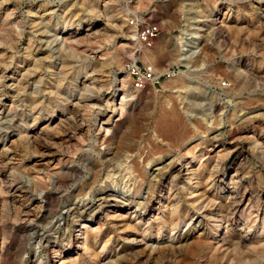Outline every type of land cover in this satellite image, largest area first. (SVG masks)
I'll return each mask as SVG.
<instances>
[{
	"label": "rangeland",
	"instance_id": "obj_1",
	"mask_svg": "<svg viewBox=\"0 0 264 264\" xmlns=\"http://www.w3.org/2000/svg\"><path fill=\"white\" fill-rule=\"evenodd\" d=\"M3 1L0 0V3ZM3 5L5 9H8V13L14 11L9 21L13 28L24 19L27 6L30 9L42 7V10L57 8L61 5L64 7L73 5V17L71 18L73 27L66 30V35L77 31L80 27L82 29L83 26L86 28L87 25L92 24V33L80 30L78 37L83 42L90 34H95L94 36L97 38L94 39L95 41H91L93 43L84 42L82 49L70 52L74 61H80L75 63L74 70L76 73H80V77L77 81L75 78L68 79L62 90L63 94L68 90L77 94L87 93L94 100L96 99V105L92 109L93 113L84 109L81 112V114L84 113V116L78 118L82 121L83 130L63 142V135L61 138L60 132H63L69 123L71 124L72 115L75 113L74 107L67 106L70 113H62L58 110L54 113L55 119L52 122H48L50 117L45 110L36 116V123L32 124V119H28L26 130L31 125L32 128L30 131H26V135L21 138V141L17 136V131L11 132L10 129H6L7 140L4 143L0 142V151L2 152V154L0 152V157L6 155L5 158L9 160L13 150L16 154L14 161L5 160L7 163L5 175L7 176L3 177L4 184L11 177H15V181L11 183L9 192L11 197L0 198V264H38L35 261V256L42 257L41 264L51 258L54 262L49 264H59L63 258L74 260L77 264L87 262L90 264H217V259L205 257L204 251L200 252L198 248V239L203 235L206 224L203 216H206L208 212L205 208L193 206L183 199L186 195L182 194L185 187L188 184L191 185L189 179L185 184L176 181L182 197L180 199L183 201L180 202L181 209L177 214L171 215V211H166L162 215L159 214V210H156L159 208L155 202L158 203L167 190L164 189L161 192L162 196L155 202L153 200L158 187L166 182L172 172L185 166L187 161L184 158L185 149L191 148L194 152L197 151L199 156L206 148H215L221 142L227 141L233 127L237 132L238 140L245 143L246 149L250 148V152L246 156H239L236 159L232 154H228L219 163H217V159L208 161V163L203 161L205 174L203 173L202 182L199 184L202 186L200 191H204L209 186L208 184L205 188L203 184L210 173L212 176L209 183H214L215 190L219 187V193L223 196L220 202L224 214L227 213V202L230 197L227 189L237 190L238 193L246 190L253 205L256 200H259L260 205L264 206V149L256 145L257 142H264V0H36L32 3L23 0H8ZM132 13L160 25V34L154 41L153 47L150 50H143L138 55L134 54L135 37L128 25L129 16ZM4 18V13L1 12L0 34L3 33L1 23ZM216 18L220 20L226 18L227 26H230V29L224 31L220 37H215L212 34V28H207L208 24H211ZM48 19H50L51 25H54L58 16L54 15ZM119 26H123L124 30L118 34L115 27ZM16 31L19 33V28H16ZM29 32L30 28H25L22 38L17 39L15 49L20 55L24 52V44ZM84 47H88V50L100 51V55H103L106 60L107 68L101 74V78L99 77V82L92 78L93 73L90 70L97 63L96 55H91L90 52L88 55L85 52L87 49L85 50ZM204 47L208 48L206 53L203 51ZM84 52L86 55H83ZM145 53L147 56L151 55L148 56L149 58H155L147 60L144 57ZM116 55L121 59L119 65L113 61V57H117ZM85 56L88 58L86 59ZM81 58L85 61H82ZM179 58L184 61L179 62ZM132 59L138 60L140 66H153L157 75L164 73L169 68L175 70L178 68V70L173 77L162 79L160 86L154 88L148 86L142 91H135L130 85L131 81L128 83L123 81V77L127 75L123 66ZM52 60V63H56V60ZM81 62L83 65L80 64ZM13 70V68L8 69L5 73L6 77L18 73L12 74ZM176 80L181 83L179 84ZM123 86L125 89L130 88L134 94L125 98L124 94L119 91ZM115 94H120V96L117 98L114 96ZM78 98L77 96L76 99ZM74 104L77 105V108L84 106L83 104L86 105L84 102L78 103L77 100H74ZM170 105L173 110L167 107ZM114 106L121 108L122 111L115 110L113 114L111 111L115 109ZM216 106H219L220 109L217 110ZM6 108L9 109V107ZM164 111L171 119H173L172 113H169L174 111L181 121L178 126L173 125L174 127H170L168 131L161 132L157 122L163 116L162 112ZM242 116H247L248 119L240 121ZM69 119L71 120L69 121ZM108 120L109 124L105 125L104 131L100 130L102 122ZM0 121V127L7 126L3 116L0 117ZM14 121L11 124H14L13 126L16 128L25 125L23 122L15 121L14 123ZM209 124H221L220 126L223 127L224 136L216 140L217 144L213 140L206 141L204 139V142L199 145L194 146L195 142L187 147L183 146L182 137H187L188 134L191 136L192 133H198L200 136L203 134L202 137H205L206 127ZM194 127L197 131L195 129L193 131ZM107 128L110 130L109 132ZM157 134H160L157 137L159 139L162 137L160 141H163L162 143L165 145L155 142L154 135ZM43 138H52V142L55 143L54 148H42ZM125 142L128 144L125 145ZM107 145L109 147L111 145V148H118L117 151L120 153L121 150V154L143 152L141 154L147 157L161 153L177 155L173 171L159 172V175L157 174L149 181V183L151 182L149 184L151 192L144 202V206L137 210L138 216L145 215L154 207L152 220L156 216L160 217L158 221H150L148 229L145 227L146 224L136 228L140 234V236L136 235L137 242L141 240L142 234L147 230L143 244L136 241L123 242V235L118 234V229L122 230L129 225L132 227L135 222H123L122 228L117 229L118 226L113 228L106 220V215L114 210L109 208V205H102L97 216L86 218L84 222L87 228H99L103 233L98 245L91 248L87 255L83 254L81 248H74V245L79 246L81 241L79 235L81 231L78 229L79 223L75 220L76 216L68 220L70 241L57 240L59 242L57 244L54 240H50L37 245L36 236L47 234L43 227L52 228L50 234L52 237L55 236L53 233L54 222L60 218V213L63 214L65 202L68 201L78 184L90 178L91 174L89 170H86V167L99 166L101 162L105 161ZM149 145L154 150L150 149ZM154 145L158 149L154 148ZM148 147L150 148L148 149ZM109 158L111 156H107V160ZM200 159L194 163V167H197ZM72 165L82 168L77 178L72 177L68 171ZM215 165L217 168H212ZM36 170L43 172L41 175L43 178L36 184L29 185L25 176H35ZM45 172L53 174V176L48 179ZM235 174L240 178L244 176L248 183L244 182L242 186L234 185L230 177ZM45 197L47 198L46 203L43 201ZM245 204L242 206L244 216L251 212ZM135 208L136 205L132 206L133 210ZM94 209L99 210L97 205L94 206ZM26 210L32 211L34 218H31L32 223H27V228L24 230L20 227L27 219L21 213ZM200 220L202 221L201 225L193 231L192 223ZM261 223V220L258 221L257 227L249 233H247V229L244 230L241 223L240 230L236 232L237 237L242 241H247L248 237L253 239L256 237V240L262 238ZM227 225L223 223L224 227ZM187 234L190 235V239L186 243H182L181 248L177 247L179 246L177 237ZM215 234L213 231V235ZM108 237H111L110 241L102 250ZM159 246L162 247L160 252L152 250ZM230 258L233 260L231 264H264V248L248 254L236 253Z\"/></svg>",
	"mask_w": 264,
	"mask_h": 264
},
{
	"label": "bare ground",
	"instance_id": "obj_2",
	"mask_svg": "<svg viewBox=\"0 0 264 264\" xmlns=\"http://www.w3.org/2000/svg\"><path fill=\"white\" fill-rule=\"evenodd\" d=\"M23 1L32 3L36 0H23ZM6 2H8V0H4L3 2L0 3V18H1V12L4 13L5 16V18L1 23V26L3 27V33L0 34V117L3 116V120L4 122L7 123V126L4 127L3 125V127L2 126L0 127V142L4 143L7 140L8 133L6 132V129H10L11 132L17 131L18 132L17 136L20 138L21 141V138L25 137L26 131H30V128H32L31 125L27 127L26 130L28 119L30 118L32 119L31 122L32 124L36 123V119H35L36 116L40 115L45 110L48 112V116L50 117L48 122L49 121L52 122V120L55 119L54 113L57 112L58 110L62 113L64 112L70 113V111H68L67 109V106H69V107H74L75 113H73L74 115H72L73 117L71 124L70 123L68 125L66 124L67 126H65V130L63 132H60L61 138L63 135V142L67 141V139L73 138L84 128L81 123L82 121L79 120L81 116L84 114V113L81 114V112H83L84 109H87L88 111H90V113H93L92 110L93 106L96 105L95 104L96 99L94 100V98H92L90 94L87 93L77 94L75 92L71 93L68 90L64 94L62 93V90L64 89V85L66 82H68V79L71 80L75 78V80L77 81L80 77V73H76V71H74L76 67L75 63H78L80 61L78 62L77 60L74 61L75 59H72L70 52L76 51L77 49L80 48L82 49L84 42L88 43L93 41L95 38H97L96 36H94L95 34H90L86 37V40L84 39L85 41L83 42V40L80 37H78L80 35L79 32L80 30L88 33H92L93 30L92 24L87 25L86 28L83 26V28L80 29L81 28L80 27L79 29H77V31L66 35L67 34L66 30L70 27H73V22L71 21L74 10L73 5L70 7L69 6L67 7L66 5H65L66 7H64L63 5H61L57 8H49L42 10H41L42 7L38 9H34V8L30 9L28 8L29 6H27V11L25 14L26 16L24 15V19L20 21V23L17 24L15 28H13L9 21L14 11L12 10L10 11L11 13H8V9H5L3 5V3ZM54 15H57L58 19L55 21L54 25H51L50 19H48V17H53ZM28 27L30 28V32L27 33V40L26 43L24 44V52L22 51L23 54L20 55L19 52L16 51L15 46L17 45V39L19 37L22 38L25 28ZM229 27L227 26L226 18H222L221 20L216 18L213 20L211 24H208L207 26V28H212V34L215 37H220L224 31L230 29ZM16 28H19V33H17ZM115 29L116 31H118L119 34L120 32H122V30H124V27L119 26V27H115ZM167 42L169 43V41ZM87 48H85V50ZM203 51L206 53L208 51V48L204 47ZM85 52L88 55L89 52L91 53V55H96L97 63H95L92 69L90 70L93 73L92 78H94L97 82H99V77L101 78V74L104 72L105 68H107L106 60L103 57V55H100V51L87 49ZM85 52L83 53V55L85 54ZM148 56L151 55L148 54ZM148 56L146 55V53L144 54V57L147 58V60L148 59L150 60L152 57L149 58ZM52 59L56 60V63L55 62L52 63L51 62ZM120 60L121 59L118 58V56L113 57V61L114 63H117V65L121 63ZM113 61L111 59V62ZM178 61L179 62L184 61V59L179 58ZM80 64L83 65L82 62ZM44 66L46 67L44 68ZM10 68L14 69L12 71V74L16 72L18 73L10 77H6L5 73ZM123 78H124L123 81L125 83L130 82V78L128 74L125 75V77ZM119 82H121V80H119ZM85 91L89 92L88 90ZM119 91H121V94L122 93L124 94L125 98L134 94V91H131L130 88L125 89L124 86L121 89H119ZM77 96L79 97L78 99H76ZM114 96L118 98L120 94L119 95L115 94ZM74 100H77L78 103L84 102L86 103V105L83 104L84 106L81 107L78 106L79 108H77V105L74 104ZM171 106L172 105L167 107H169V109H172L173 107ZM6 107H9V109ZM17 108H19V110H17ZM114 108L115 109L111 111L113 112V114L115 110H117V112L122 111L121 108L118 107L116 108L115 106ZM216 109L219 110L220 109L219 106H216ZM162 113L164 114H162L163 116L159 118L160 120L158 121L157 119L158 121L157 125L161 130V132L168 131L170 127L172 128L175 125L178 126V124H180L181 120L178 119V117L176 116L177 113L175 114L174 111L169 113V114L172 113V117H173V119L169 117L170 120L168 118L167 113H165V111ZM247 116H242L240 118V121L247 120L248 119ZM13 120L23 122L25 123V125L16 128V126H13L14 124L13 125L11 124ZM70 120L71 119H69V121ZM108 124H109V120L107 122L106 121L102 122L100 126V130L104 131L105 125ZM220 125L209 124V126L206 127L205 137H202L203 134L202 136L198 135V133L197 134L192 133V135L190 134L191 136H189L188 134L187 137L185 136L182 137L183 146L187 147L195 142L196 144L194 146H196L203 143L204 139H206V141L213 140V142L215 141L216 142L215 144H217L218 141L216 140L224 136L223 127H221ZM195 127L192 128L193 131ZM232 129L229 133V138L227 141L221 142L215 148H211V149L206 148V150L204 152H201L199 156L196 153L197 151L194 152L193 150H191V148L185 149L186 151L184 152V158H186L187 160L185 166H183V168H179L176 171L172 172V174L169 176L166 182L158 187L156 197L153 200L155 202L157 198L162 196L161 192L164 189L167 190L164 196L162 197V199L159 200V202L157 201L158 203L155 202V204H157L159 208L156 210L157 211L159 210V214L162 215H164L166 211H171L170 212L171 215L177 214L178 211L181 209V203L183 201L180 199L182 197L180 196L176 181H181V183L185 184L189 179L191 185L189 186L188 184L189 187L186 186L185 190L183 189L184 191L182 194L184 195L186 194L183 199L190 202L193 206H200V208L201 207L205 208V210H207L208 212L206 216H203L206 224H205L204 232L201 230L203 232V235L198 239V248L200 252L202 250L204 251L205 257L208 256L210 258L217 259L218 260L217 264H231L232 263L231 261L233 260H230L231 259L230 256H233L236 253L248 254L264 248V206L260 205L259 200H256L255 204L253 205L251 198H248V194L246 193V190L241 193H238L237 190L235 191V190L227 189V193L230 197L228 198L229 200L227 199L228 200L227 213L224 214V212L221 209V202H220L222 201L221 199L223 198V196L221 195V193H219L220 191L219 187L215 190L214 183H209L210 177L212 176L210 173H209V177L203 184L205 188L208 186V184L209 186L207 187V189L203 188L204 191H200L202 186H200L199 184L200 182H202L201 179L203 178L204 166H205V164H202L203 161H206V163H208V161L217 159L216 161L217 163H219V161L224 159L228 154H232V156L236 159L239 156H246V154L250 152L249 150L250 148L246 149L245 146L246 144L242 143L240 140H238V137H236L237 136L236 130L234 129L232 130ZM107 131L109 132L110 130L108 129ZM159 135L158 134L154 135L155 142L161 143V145H165V143H162L163 141H160L162 137L160 139L159 137H157ZM53 138H57V137H53ZM169 140L171 141V139ZM148 142L150 143L151 141ZM54 144L55 143L52 142V138L51 139L47 138L43 140L41 146L42 148L50 149V148H54ZM127 144L128 142L125 145ZM256 145L260 146L261 148L263 147L264 149V142L261 143L257 142ZM111 147H112L111 145L110 147L107 145L106 148L107 153H106L105 161L101 162V165L89 166V168L84 166L86 167V170H89L91 174L90 178L88 180L83 181L81 184H78L77 188L73 190L74 192L73 194H71L68 201L65 202L62 211L63 214L60 213L59 216L60 218L54 222L53 233L55 236L52 237V235L50 234L52 228L43 227L45 229V232H47V234L36 236L37 245H41L43 242L45 241L48 242L50 240H54V242L57 244L59 243L57 242V240L70 241L69 240L70 235L68 234L69 233L68 220L71 217L76 216L75 220L79 223L78 229L81 231V234H79L81 236L80 238L81 241H80V245L78 246L75 244L74 248L75 249L78 247L81 248L83 254L87 255L91 248H94L98 245V242L103 233H101L102 231L99 228H95V229L87 228L84 225V222L86 218L88 219L93 215L97 216V212L100 211L102 205H109V208H112L114 210L106 215V220L109 222V224H111L113 228L117 226H118L117 229L122 228L123 222H129V223L135 222L134 226L132 227L129 225L122 230L118 229V234L123 235L122 241L125 243H132L135 241L137 242L136 235L138 236L139 233L137 232L136 228H139L143 224H146L145 227L146 229H148V226L150 225L149 223L150 221H158L160 219V217L156 216V218H153L154 220H152V212H154L155 209L154 207L152 210L149 211V213H146L145 215L141 214L138 216L137 210L138 208L144 206V202L146 201L148 195L151 192L149 187V184L151 182L149 183V181L153 179L159 172L168 173L173 171L175 167V162L177 160V155L170 153H163V154L161 153V154H157L156 156L147 157L141 154L143 152H141L140 154H135L132 152L130 153L128 151H127L128 153L121 154L122 153L121 150L119 153L117 151L118 148L116 147L111 148ZM150 147H148V149L149 148L153 149L152 146ZM154 148H157V146H155ZM142 149L144 150V148ZM159 150L161 149L159 148ZM11 154L12 155H10L11 158L9 160L5 158L6 155L0 157V198H5L10 196L9 192L11 190V185H12L11 183H14L15 181L14 180L15 177L14 178L11 177L10 178L11 180L8 179L9 180L7 181L8 184L7 182L6 184H4L5 182L3 180V177L7 176L5 175V171L7 168V163L5 162V160L7 159L8 162L10 161L12 162L15 160L16 154L14 150L11 152ZM107 156H111V158L107 160ZM199 158H201L199 164L197 165V167H194V163ZM216 165L212 168H217ZM68 169L70 175L74 178H77V176H79L80 172L82 171V168L79 167L78 165H72ZM40 171L41 170H36L34 174L35 176L33 177L25 176L27 178V183L29 185H34L38 182V180L43 178V176H41L43 175V172ZM45 174H46V178L48 179L50 178V176L51 177L53 176V174L50 175L48 172H45ZM230 178H232L233 184L236 186H242L244 182L248 183L246 179H244V176L240 178L238 175L235 174ZM24 197H20V198H24ZM46 200L47 198L45 197V199L43 200L44 203H46ZM4 202H6V200H4ZM244 204L245 206L247 205L251 211L248 215L245 216H244V209L242 210V206ZM96 205L97 208H99V210L97 211L94 209V206ZM135 205L136 208L135 210H133L134 208L132 209V206ZM22 214L27 220L25 221V223H23V226L20 228L25 230L27 228L26 224L32 223L31 218L32 217L34 218V213L30 210H26L23 211L21 215ZM260 220L262 221L261 224L263 227L261 233V235H263L262 238L256 240V237L255 239H253L252 237H248L247 241H242L237 237L236 232L240 230L239 228L241 223L243 224L242 226L244 227V230L247 229V233H249L254 228L257 227L256 224ZM201 222L202 221L200 220V221H196L195 223H192L193 224L192 230L195 231L201 225ZM103 223L104 222H102V224ZM223 223L228 224L227 227H224ZM171 224H174V222H171ZM229 227H231V229H229ZM213 231H215L216 233L215 235H213ZM146 232L147 230L144 231V233L142 234L143 237L137 243L143 244V241L145 240L144 236L146 235ZM110 238L111 237H108V239L105 241L102 250L106 248L107 244L110 241ZM189 239H190L189 234L183 237L180 236L177 237V244L179 245L177 247L181 248L183 245L182 243H186ZM194 245L196 246L197 244L195 243ZM161 248L162 247L159 246L152 248V250H156V252H160ZM173 248L175 249L176 247L174 246ZM54 255H57V253H54ZM41 258L42 257L35 256V261L38 264H41L42 261ZM61 260L62 261L59 264H77L75 263L74 260H68L64 258ZM53 262L54 261L51 258V260L49 259L45 260L44 264H49ZM83 264H90V262Z\"/></svg>",
	"mask_w": 264,
	"mask_h": 264
},
{
	"label": "built area",
	"instance_id": "obj_3",
	"mask_svg": "<svg viewBox=\"0 0 264 264\" xmlns=\"http://www.w3.org/2000/svg\"><path fill=\"white\" fill-rule=\"evenodd\" d=\"M128 25L132 29L135 37L134 54H140L143 50H150L154 41L160 34V25L147 18H141L135 13L129 16ZM124 71L128 74L132 88L135 91H142L146 87L160 86L162 79H169L174 76L176 70L169 68L167 72L157 75L153 66H140L138 60H128L124 66Z\"/></svg>",
	"mask_w": 264,
	"mask_h": 264
}]
</instances>
